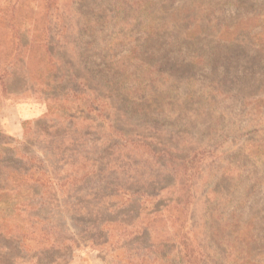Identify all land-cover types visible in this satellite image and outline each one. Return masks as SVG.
Instances as JSON below:
<instances>
[{
  "label": "rangeland",
  "instance_id": "rangeland-1",
  "mask_svg": "<svg viewBox=\"0 0 264 264\" xmlns=\"http://www.w3.org/2000/svg\"><path fill=\"white\" fill-rule=\"evenodd\" d=\"M0 216L54 230L4 264H264V0H0Z\"/></svg>",
  "mask_w": 264,
  "mask_h": 264
},
{
  "label": "trees",
  "instance_id": "trees-1",
  "mask_svg": "<svg viewBox=\"0 0 264 264\" xmlns=\"http://www.w3.org/2000/svg\"><path fill=\"white\" fill-rule=\"evenodd\" d=\"M30 196L34 197L32 192L30 193ZM33 201H34L33 199L28 198V200H26L25 203H31ZM16 216L18 215H14L13 217ZM18 221H16V219L14 218H12L11 221H6L0 216V239H2L5 243L6 241L10 243H14L12 241H15L16 246H14V248L24 247L23 241H25L26 239L29 240L31 239L32 241H35L36 239H39L38 241H49L52 239V236L54 235V230L52 233V228H50L47 225L46 221L38 220L37 222H34L30 220L28 225L22 222L18 223ZM141 234L142 233L138 231L137 233L131 234V237L134 238L140 236ZM69 242L71 243V247L73 249L76 248L77 251L82 249L81 246L76 245L77 243L73 238H71ZM109 244L110 242L107 244V246H109ZM182 247H184V245ZM104 248H105L104 245H96L95 243H92L91 246L83 247L84 250L91 249V250H100V251H102ZM45 249L50 250V249H54V247L52 245ZM60 249H64V247H61ZM65 249L69 250V248H65ZM185 250L187 249L186 248L183 249V251ZM4 257H5L4 251L0 248V264H4L5 262Z\"/></svg>",
  "mask_w": 264,
  "mask_h": 264
}]
</instances>
